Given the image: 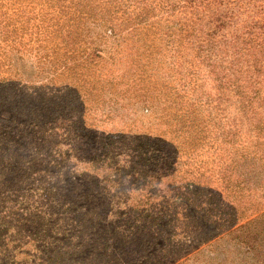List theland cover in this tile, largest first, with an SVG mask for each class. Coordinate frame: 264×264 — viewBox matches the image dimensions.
<instances>
[{
    "label": "rangeland",
    "instance_id": "rangeland-1",
    "mask_svg": "<svg viewBox=\"0 0 264 264\" xmlns=\"http://www.w3.org/2000/svg\"><path fill=\"white\" fill-rule=\"evenodd\" d=\"M131 10L132 17L120 0H0V82L11 80L0 86V144L3 136L19 141L8 144L15 159H0V264H262L228 237L236 226L222 230L208 213L215 210L214 198L206 197L207 190L217 191L213 179L196 190L197 202L188 197L186 186L175 184V175L165 185L146 189L131 169L156 172L151 163L140 162L143 141L103 149L90 136L54 134L57 125L70 124L74 131L77 118H64L85 106L87 118L103 127L153 129L173 141L177 137L179 152L166 151L165 164L175 158L180 172L204 166L217 176L219 143L199 149L193 141L201 144L195 134L203 115L194 102L203 95L197 84H185V72L174 63L158 18L149 13L136 20L139 10ZM75 88L86 101L82 105L73 95ZM3 99L17 110L4 108ZM17 122H23V129L35 122L45 136L56 138L38 145L31 138L22 141L13 129ZM59 148L69 158L54 155ZM70 148L76 154L67 152ZM36 150L41 154L34 155ZM120 150L135 154L127 168L115 157ZM104 153L96 164L94 159ZM82 161L86 169L78 167ZM13 163L24 172L3 174V167ZM242 173L230 177L233 185L238 175L246 181ZM141 189L153 194L149 207L145 201L138 204ZM54 201L58 207L51 209ZM254 202L260 203L259 216L264 202ZM12 214L13 220L3 221ZM246 215L240 225L256 218ZM35 219L43 221L32 224ZM140 238L146 244L142 248Z\"/></svg>",
    "mask_w": 264,
    "mask_h": 264
},
{
    "label": "trees",
    "instance_id": "trees-1",
    "mask_svg": "<svg viewBox=\"0 0 264 264\" xmlns=\"http://www.w3.org/2000/svg\"><path fill=\"white\" fill-rule=\"evenodd\" d=\"M120 1L126 14L128 12L131 17L132 13H135L131 8L134 11L139 10L136 20L149 13H153V17L158 18L156 22L165 32L166 45L171 57L175 59L174 63L185 72L184 76L188 80L183 79L185 84H191L192 87L197 84L196 89L204 99H197L194 103L196 110H201L203 115V126L195 134L201 144L198 145L197 140L193 141L197 143L199 149L208 146L210 142L209 146H215V142L219 143L220 164L216 168L217 176L204 166L194 171L180 172V163L175 158L172 162L165 164L166 151L169 152L173 148L177 154L179 152L180 142L177 137L173 141L163 132L153 129L138 132L132 129H114L109 125L103 127L101 123H97L96 119L87 118L85 106L80 113H72L69 118H64L65 122H71L74 117L77 118L72 123L74 131L70 124H67L65 128L57 125L53 130L56 132L54 134L57 136L60 132L68 131L66 136L71 132L77 133L80 137L90 136L98 144V148L102 146L103 149L123 142L143 141L142 147H139L138 155L142 159L140 162L151 163L156 172L130 167L132 171L137 170L136 177H139L146 189L149 186L156 187V184L157 186L165 185V182L170 181L175 175V184L186 186L188 197L197 202L196 190L203 189V182L207 179H213L218 183L217 191L207 190L206 197H208L207 200L214 198L215 204L214 201L211 204L214 205L215 210L208 213L214 217L212 218L215 222L219 223L222 230L236 226L229 232L228 237L240 246H244L254 254L257 261L264 264V213L256 215L260 211L256 209L260 203L254 202L255 198L264 202V0ZM31 12L34 14V11ZM128 19L133 20L130 17ZM57 25L55 21L51 24L55 27ZM112 27L109 26L108 30ZM10 83L11 80L0 82V86ZM64 89L68 92L66 85ZM73 95L78 104L82 105L86 102L77 88L73 91ZM1 104L11 112L17 110L10 100L3 99ZM11 122L12 120L8 124ZM22 123L17 122L16 125H20L13 127L22 141L24 138H31L38 145L39 142L45 143L44 141L48 138H56L45 136L47 133L39 131L35 122L24 124V129L20 128ZM1 138L0 159L10 162L9 157L15 159L16 156H12L8 144H19V141L8 140L6 136ZM81 141L84 139L81 138ZM183 143L188 144L191 141L183 140ZM58 145L57 143L54 147ZM67 152L76 154L75 149L71 148L67 149ZM183 152V155H187L188 149ZM57 153L61 159L69 158L64 155L63 149L54 150L53 154ZM122 153L120 150L115 157L119 159L123 169L126 164L127 168L128 164L133 163L130 161L134 159L135 154L134 152L130 155ZM39 154L41 153L38 150L34 153L37 156ZM105 154L102 156L98 154L99 156L94 159L96 164L105 159ZM182 157L180 153L179 158ZM78 167L86 169L87 163L82 161ZM165 169L166 172L162 173ZM240 170L247 179L244 181L238 175L240 181L233 185L230 179L239 174ZM2 171L5 175H15L23 173L24 169H21L19 164L13 163L4 166ZM56 172L61 176L60 172ZM186 172L185 176H178V173ZM70 176L75 177L74 174ZM260 176L263 178L259 181L257 177ZM177 179L180 180L177 181ZM138 193L136 194L138 204L145 201L149 207L148 201L153 199L151 190L141 189ZM178 200L170 199L172 202ZM163 202L165 200L161 203ZM57 207L58 204L54 201L51 209ZM246 213L255 214L256 218L240 225L239 222L248 219ZM13 215L6 217L3 221L10 217H12L10 220H13ZM38 221L40 220L35 219L32 224H39L43 220L39 223ZM21 222H23L22 218ZM144 228L139 227V230ZM140 240V248L146 246L143 242L145 240L141 238ZM114 264H117V261Z\"/></svg>",
    "mask_w": 264,
    "mask_h": 264
}]
</instances>
